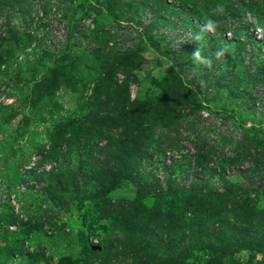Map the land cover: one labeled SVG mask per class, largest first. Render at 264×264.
<instances>
[{
    "label": "rangeland",
    "instance_id": "1",
    "mask_svg": "<svg viewBox=\"0 0 264 264\" xmlns=\"http://www.w3.org/2000/svg\"><path fill=\"white\" fill-rule=\"evenodd\" d=\"M26 1L28 18L15 25L39 32L35 48L0 58L38 69L46 51L38 79L60 73L35 112L20 106L27 69L20 82L17 70L0 74V264H264V0H224L231 30H241L226 33L229 54L213 60L215 49L194 70L176 68L197 47L201 14L154 21L149 0H87L68 37L72 21L48 14L51 1ZM85 49L98 59L70 61ZM69 118L67 145L54 123ZM51 148L70 153L57 191L44 174L54 165L38 166ZM109 154L140 156L141 178L122 165L106 179L73 176Z\"/></svg>",
    "mask_w": 264,
    "mask_h": 264
},
{
    "label": "trees",
    "instance_id": "2",
    "mask_svg": "<svg viewBox=\"0 0 264 264\" xmlns=\"http://www.w3.org/2000/svg\"><path fill=\"white\" fill-rule=\"evenodd\" d=\"M35 1H41V0H35ZM49 1H51V3L50 4L48 3L49 4L48 5L49 10H47L48 14L51 12V9L55 8L58 11V13H55V14L60 15L59 19H58L60 23L63 22L64 20L72 21V23H70L69 25H67V24L65 25V26H67V36L71 37L72 33L80 27L79 23H76L77 21L74 20L73 17L76 15V12L78 11V9H80L82 6H84L85 3H88V1L87 0H81L80 2H77V0H71L73 2H70V3L68 2L69 4H67L66 1L55 0V2L58 1V4H56V5H54V3H53L54 0H49ZM143 1L146 2L147 0H143ZM76 2H77V4H76ZM106 2H108V0H106ZM218 2L223 4L224 12L219 16L213 17L214 19H216L218 21V23L216 24V26L213 29V35L214 36L212 38H207L206 40H204V43H206V47H202L201 52H202V55H204L207 58L208 57L207 55L208 54L210 55V53H212V51H214L215 49L220 47L221 46L220 44L222 42V44H224V46L227 49V51L223 54V56H225V55L230 53L228 46L231 43L229 41H232V40H227L228 36L226 33L240 32L241 29L238 28L237 30L236 29L231 30L230 27L232 25H234L233 23L229 22V16H230L232 10L225 6L226 2L224 0H149L148 6L145 8L144 14H146V15L151 14L154 18L153 20L155 21V16L158 19V18H160L161 14L163 12H167L169 14H172V12L174 10L179 9L182 11L184 16L189 15V14L193 15L195 17L196 21L198 22V21H201L200 20L201 15H203L204 17L211 15V10L215 7V5ZM20 3H22V7H20L18 9L17 7H19ZM26 3H27L26 0H0V14L3 15L2 17H4V19L0 18V20H1L0 36H3V38L0 39V42L2 45V50H0L1 53L11 51V52H14L13 53V55H14L15 53H17L20 49H22L24 47L31 48L32 50L35 48L33 46L34 45L33 42L37 41V40H34V38L39 36V32L36 33V32L30 31L29 29H27L25 31H21L19 29V26L15 25V23H17L16 21L20 22L19 21L20 19H22V21L27 20V18H28L27 17V11H26V9L23 8V5L25 6ZM107 4L109 5V3H107ZM190 4H192V8L189 6ZM3 6H5V7H3ZM196 8H197V10H196ZM71 26H73V27H71ZM42 27H44V26L42 25ZM71 29H72V31H71ZM203 34L207 35V36H211V35H209V33H206V32H204ZM46 35L49 36L48 32L46 33ZM79 35L83 36L85 38H88L86 36L87 35L86 31L79 32ZM235 36H237V35H235ZM53 38H54V36H53ZM150 44L154 48H157L159 46L157 44V42H155V41H151ZM257 44L262 45L263 42L259 41V42H257ZM50 49L52 51V52L50 51V53L52 54V57H54L53 53H55V52H58L59 55L63 54L62 50L59 51V49H57L54 46H51ZM86 51L87 52H85V53L76 52L75 54L71 55L70 61L78 64V63H81L83 58L85 60H88V61H93V60L98 59L97 57H94V59H91L92 56L95 55L96 50H91V52H89L88 50H86ZM192 51H190V53L188 50L186 52H183V51L181 52V55L179 56L180 57L179 60L181 61V63L179 66H177L176 70L181 69L183 63H187L189 68H191L190 70H194L195 68L196 69L198 68L199 65H194L192 63L191 58H190L189 54H191ZM214 53L215 52L212 53V59L217 60L218 58L214 55ZM2 58H4V57L2 56ZM2 58H0L1 59L0 74L7 73V71L10 69L17 70V71H15L14 76L16 77L18 82H20L19 76L21 74L22 69H27L28 73L30 75H32L31 94L25 96L22 99L23 103H21L20 106L25 107L29 103L30 106L32 107V111L35 112L36 109L40 108V105L44 102V99H46L44 97L50 96L49 90L52 89L51 83H52V80L56 81V79H57L56 72L58 73L59 69L54 68L55 74L53 71L51 72V70H50V73L46 77L45 81H40V79H38L39 75H41L42 72H46L50 68V66L47 64V60H46V51L43 52L42 56L40 57V60L37 62L38 69L35 67H32L33 62L29 63V67H27V66L24 67V65H19L20 63H18V64L14 63L15 57L11 60H4ZM5 61L7 63L6 66L2 67V65H3V63H5ZM27 64H28V60H27ZM2 69H5L6 71L3 72ZM251 81H253V83H254L253 78ZM240 86H241V84H240ZM0 88H1V86H0ZM115 95H116V93H111V97L112 96L114 97ZM13 114H14V112H13ZM81 118H82V116L78 117V121L81 120ZM85 118L86 117H84L82 119V121ZM67 120L63 119L58 123L55 122L54 127L57 128L56 132L58 134H60L64 140L66 139V143H67V145H69L68 142L71 143L72 140L74 139L73 138V131L74 130H71V129H73L74 126H72L73 122H71V118H69ZM75 122H76V120H75ZM97 123H95V124H97ZM198 152L200 154L201 150L198 149ZM45 154L46 155L43 157V159L40 160V162L38 163V166H42V165H45L47 163H51L54 165V168H52V170H50L48 173H44V174L48 175L50 179L54 180V183L50 182L51 187H53L55 189V191H57L63 185V174L60 173L62 171L61 168L63 167V158L67 157V155H69L70 153H68V152L63 153V150H59V151L55 150L54 151V148H51ZM141 161H142V159L140 158V156L138 157L137 154L128 155L126 157L121 156L119 158L112 157L111 154H109L103 160L97 161L99 163H95L92 165L93 171L82 172L80 170V169H82V167H80V169L75 168L76 170H75L73 176L77 180H78V178L86 179L88 177L87 173H92V175H95L98 178L106 179V178H108V176L118 174L120 172V167L122 165V175H127L124 173L129 169V171L132 173V175H134L135 177L140 179L142 174H141V168H139L140 166L138 164L140 162V165H141ZM6 168L14 171V166H12V164H10L9 162H7V164H5V169ZM135 168H139V170L134 173ZM14 172L17 173L16 171H14ZM31 174H33V172H31ZM31 176L32 175H30L29 178H31ZM89 179L91 180L92 183H95V181L92 179V177ZM169 185L171 188H173V186L175 184H169ZM77 186L79 187L80 184H78ZM54 189H53V193H55ZM17 194L21 195L19 193H17ZM144 229H146V226Z\"/></svg>",
    "mask_w": 264,
    "mask_h": 264
},
{
    "label": "clouds",
    "instance_id": "3",
    "mask_svg": "<svg viewBox=\"0 0 264 264\" xmlns=\"http://www.w3.org/2000/svg\"><path fill=\"white\" fill-rule=\"evenodd\" d=\"M223 12H224V6L222 3L218 2L215 5V7L211 10V15L204 17L203 22L199 26L200 30L193 34L192 39H193V41L197 42V47L189 55H190V58H191L192 63L194 65H199V64L207 65V63H208L207 58L204 55H202V52H201L200 41L202 39L203 33L206 31H212L214 29V27L216 26V24L218 23V21L216 19H214L213 17L219 16ZM226 51H227V49L225 46H220L216 49L214 55L217 58H219Z\"/></svg>",
    "mask_w": 264,
    "mask_h": 264
}]
</instances>
